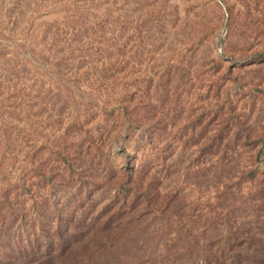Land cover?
I'll return each instance as SVG.
<instances>
[{
  "label": "rangeland",
  "instance_id": "1",
  "mask_svg": "<svg viewBox=\"0 0 264 264\" xmlns=\"http://www.w3.org/2000/svg\"><path fill=\"white\" fill-rule=\"evenodd\" d=\"M261 52L264 0H0V263L251 253Z\"/></svg>",
  "mask_w": 264,
  "mask_h": 264
},
{
  "label": "trees",
  "instance_id": "2",
  "mask_svg": "<svg viewBox=\"0 0 264 264\" xmlns=\"http://www.w3.org/2000/svg\"><path fill=\"white\" fill-rule=\"evenodd\" d=\"M259 56H264V52L258 54ZM258 138V137H257ZM261 142H264V139L258 138ZM253 141H256L253 140ZM248 244L250 246L249 252L244 253H233V264H264V241L250 235L248 239ZM10 254V252L8 253ZM0 264H12L9 257L6 260H2ZM229 264H231L229 262Z\"/></svg>",
  "mask_w": 264,
  "mask_h": 264
}]
</instances>
